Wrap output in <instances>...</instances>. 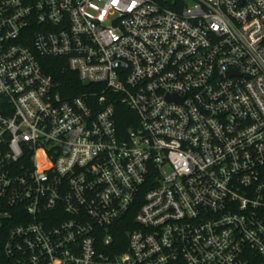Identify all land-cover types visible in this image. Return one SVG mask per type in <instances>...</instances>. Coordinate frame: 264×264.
<instances>
[{
  "label": "built area",
  "instance_id": "1",
  "mask_svg": "<svg viewBox=\"0 0 264 264\" xmlns=\"http://www.w3.org/2000/svg\"><path fill=\"white\" fill-rule=\"evenodd\" d=\"M168 1L0 0V264H264V0Z\"/></svg>",
  "mask_w": 264,
  "mask_h": 264
},
{
  "label": "trees",
  "instance_id": "2",
  "mask_svg": "<svg viewBox=\"0 0 264 264\" xmlns=\"http://www.w3.org/2000/svg\"><path fill=\"white\" fill-rule=\"evenodd\" d=\"M166 7L173 8V3L169 0L165 3ZM43 67L57 84L61 85L63 94L67 97H77L90 90L91 86L82 83L78 75L70 71L64 59H44ZM118 124L122 132H126L135 122V116L126 110L122 105L117 106Z\"/></svg>",
  "mask_w": 264,
  "mask_h": 264
}]
</instances>
